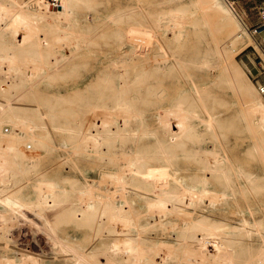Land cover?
<instances>
[{"label":"bare ground","instance_id":"bare-ground-1","mask_svg":"<svg viewBox=\"0 0 264 264\" xmlns=\"http://www.w3.org/2000/svg\"><path fill=\"white\" fill-rule=\"evenodd\" d=\"M119 1L133 12L90 19L74 6L93 0H0V264H264V100L229 60L244 20L230 0ZM80 58L83 87L62 69ZM26 222L50 256L18 245Z\"/></svg>","mask_w":264,"mask_h":264},{"label":"rangeland","instance_id":"rangeland-1","mask_svg":"<svg viewBox=\"0 0 264 264\" xmlns=\"http://www.w3.org/2000/svg\"><path fill=\"white\" fill-rule=\"evenodd\" d=\"M238 1L239 2L235 3L233 6L235 7L237 14L241 17V19L244 20V23L246 24V28H248V30L250 32V36L252 39H250V36L248 34V37L250 40L248 39V41L246 43L247 46L243 45L244 44L243 42H240L239 46L235 50H233L232 53L230 54L229 60L232 63L241 67V69L244 72L246 81L251 85V87L254 89V91L257 93V95H259L260 98L262 100H264V94L260 90V87H262L264 85V63H262V60L260 58V56H261L264 59L263 53L261 51V47L264 49V20L262 18V8L264 7V3H263L264 0H238ZM93 2L96 3L97 5L96 6H74V9L77 12H81V11L82 12H89V15H90L89 18L90 19H92L95 16H101L102 19H107L108 16H113L115 18L118 17L122 11H126L128 14H131L133 12L131 8L134 7V6H116L120 2L119 0H93ZM158 6H165V4L162 2ZM77 15L79 16V19H80L81 14L79 13ZM53 20H55V19H53V18L50 19V21H52V22H53ZM95 21L97 23V20H95ZM147 29H149V28H147ZM152 29L153 28H151V30ZM2 45H4V44L0 41V46H2ZM166 47H167L166 43H163L161 45L160 43L155 42V44L150 46L149 52H152L153 49L165 52L167 50ZM72 62H75L76 65L65 64L62 66L63 67L62 69L67 70L69 68V69H72L73 71H75L78 75V79L81 80L80 86L83 87V86H85L86 79L90 76V60L87 58H80L78 60H73ZM177 71L178 70L176 69V72H174L175 74H173L172 78H174V80H176L180 77V79L182 81L186 80V76L183 75V73H181L179 71L177 72ZM182 92H183V90L178 91L176 93V97L174 99L177 100V99H181L180 97L183 98ZM197 94H198L199 98L205 96V93L201 92V91H199ZM233 101H234V99H233ZM200 111L202 112L201 108L198 112V116L201 115ZM199 117L201 118V116H199ZM202 117H203V115H202ZM88 118L90 120L89 116H88ZM176 126H177L176 121L174 120L173 121V129L174 130H177ZM242 138H243V140L245 139L242 147H244V149L251 148L252 143L254 141V138L251 136L248 137V135L246 133H244L242 135ZM227 148H229L228 149L229 152L232 153L235 149V146L234 145L232 147L227 146ZM225 150H223V154H227L228 156H230L231 153L228 154V152H226ZM240 157L241 158H250V160H252V156L245 155V154H243V152L240 153L238 157H235V159L238 160V158H240ZM81 167L85 171L87 170L90 173V162H86V161L82 162ZM230 209H232L231 212L228 211L227 213H225L226 217L228 219H232V218H240L241 219V218H243L244 221L248 220V217H247L248 212H247V208L245 207V203L236 202V203H234V205L232 207H230ZM233 212H235L236 216L233 215ZM28 214H30L29 215L30 219H33L34 215L32 213H29V212H28ZM214 215L220 216L223 218V216H221L218 213H214ZM33 220L37 221L35 216H34ZM28 222H26L24 224V226L21 227V229L18 228L19 233H17V229L15 230V234H16L15 238L16 239L18 238V241H19L18 245H20L22 247V244H25L24 242H26L27 245L29 244L28 245L29 247L31 246L30 249H32L33 251L39 252V254L41 252V254L43 256H50L51 255V245H50L51 243H50V240L48 241V239H49L48 235L46 233L41 232V231L40 232L35 231V232H37V233H35L33 231V230H36V228L34 229V227H35L34 224L31 222L30 223H28ZM28 224H29V226H28ZM31 226H32V228H30ZM158 226H160V225H158ZM27 229H29V230H27ZM86 234H88L87 229H85V228H79L78 229V235H79V238L81 240L82 239L86 240L84 237ZM16 236H18V237H16ZM90 236H91V233H90ZM36 239H37L38 243L36 242ZM46 239L48 242L46 241ZM44 243H45V245H44ZM45 251H47V253Z\"/></svg>","mask_w":264,"mask_h":264},{"label":"built area","instance_id":"built-area-1","mask_svg":"<svg viewBox=\"0 0 264 264\" xmlns=\"http://www.w3.org/2000/svg\"><path fill=\"white\" fill-rule=\"evenodd\" d=\"M234 3V2H233ZM262 18L264 20V7L262 8ZM260 90L262 91V93L264 94V85L262 87H260Z\"/></svg>","mask_w":264,"mask_h":264},{"label":"crops","instance_id":"crops-1","mask_svg":"<svg viewBox=\"0 0 264 264\" xmlns=\"http://www.w3.org/2000/svg\"><path fill=\"white\" fill-rule=\"evenodd\" d=\"M230 1H231V0H230ZM231 2H232V3L234 2V3H233V5H234L235 3L239 2V1H238V0H232ZM263 3H264V2H263ZM250 71H251V70H250Z\"/></svg>","mask_w":264,"mask_h":264}]
</instances>
